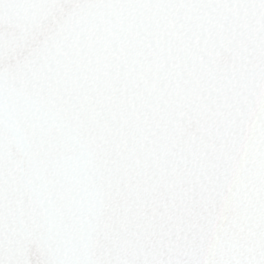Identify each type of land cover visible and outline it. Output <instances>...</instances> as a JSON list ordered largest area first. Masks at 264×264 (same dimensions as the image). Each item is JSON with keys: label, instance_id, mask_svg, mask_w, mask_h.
<instances>
[{"label": "snow or ice", "instance_id": "obj_1", "mask_svg": "<svg viewBox=\"0 0 264 264\" xmlns=\"http://www.w3.org/2000/svg\"><path fill=\"white\" fill-rule=\"evenodd\" d=\"M0 264H264V0H0Z\"/></svg>", "mask_w": 264, "mask_h": 264}]
</instances>
